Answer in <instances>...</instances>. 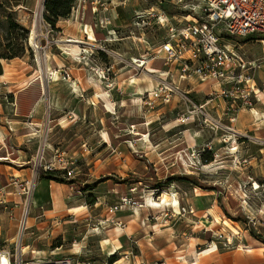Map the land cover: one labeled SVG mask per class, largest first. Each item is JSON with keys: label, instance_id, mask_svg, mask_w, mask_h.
<instances>
[{"label": "rangeland", "instance_id": "rangeland-1", "mask_svg": "<svg viewBox=\"0 0 264 264\" xmlns=\"http://www.w3.org/2000/svg\"><path fill=\"white\" fill-rule=\"evenodd\" d=\"M92 1L84 4L81 20L92 17L98 24ZM101 2L102 17L111 9L125 13L127 26L114 28L116 38L122 39L111 41L108 34L89 39L84 28L76 25L81 21H76L73 12L68 23L62 18L52 27L44 19L43 0H0V56L25 48L12 59L23 61V71L44 81L40 116L46 122L47 147L53 160L45 164L49 170H58V177L74 181L45 179L41 193L47 198L35 207L34 192L43 186H39L37 172L25 180L4 178L0 248L12 252L23 248L25 261L52 252L73 258L75 264H202L203 259L197 258L203 256L198 254L205 247L235 246L233 241L223 245L226 238H208L213 232L240 231L235 223L244 230L254 219L259 225L250 231L264 240V193L253 191L248 183L249 177L264 182V149L261 154L255 141L264 138L261 44L222 34L225 41L236 43L246 59L259 63L257 70L250 71L257 98L251 93L247 100L239 99L230 107L217 83L200 82L190 71L183 72L179 59L155 55L171 26L191 24V17L199 19L200 12L190 11L189 4L166 3L157 9L154 0ZM152 6L154 10H150ZM14 23L28 29L26 38ZM66 27L69 33L64 34ZM33 29L37 47L30 43ZM66 39L82 41L84 50L71 55V48H78ZM149 58L152 61L145 64ZM161 82L188 91L196 105L206 103L209 115L198 113L192 119L191 103L177 94L167 103L155 99L152 104L149 97ZM55 116L58 119L48 128ZM234 138L237 142L232 147ZM244 158L246 163H242ZM164 194L169 201L160 204ZM150 199H156L158 205ZM213 205L208 210L211 216L205 218L206 209ZM25 213L29 226L25 225L24 238H18ZM216 216L220 224L214 226L209 219L215 221ZM135 221L162 226L155 230L171 228L168 234L159 231L162 238H108L109 245H104L103 233L110 230L109 237H115L118 227L124 229L127 222ZM224 224L229 225L223 229ZM176 235L181 237L173 238ZM194 235L205 238H191ZM113 249L117 252L110 253Z\"/></svg>", "mask_w": 264, "mask_h": 264}, {"label": "built area", "instance_id": "built-area-1", "mask_svg": "<svg viewBox=\"0 0 264 264\" xmlns=\"http://www.w3.org/2000/svg\"><path fill=\"white\" fill-rule=\"evenodd\" d=\"M102 0L92 1V13L95 14V19L99 26L106 29L111 23V16H99L102 10ZM188 0H154V6L157 9L162 8L166 3H172L177 6H189L192 12L201 13L199 19L191 17L192 23L186 26L176 28L171 26L167 32L166 40L155 48V55L163 54L167 60H180L183 72L190 71L189 75L196 78L200 82L207 80L217 83L221 89L220 95L230 102V107H234L239 99L247 100L251 93L257 98V89L255 81L250 77L251 70H257L259 63L257 60L246 59L236 43L225 41L223 33L237 38H250L252 41H258L262 47L264 57V0H197L196 4L186 3ZM44 2V0H43ZM87 0H76L72 11L76 21H82V9ZM154 6L150 10H154ZM81 7L80 19L78 20L75 9ZM142 15V14H140ZM141 18V16H138ZM190 17V15H188ZM163 23V22H161ZM96 24V26L98 25ZM107 34L116 38L113 29H107ZM73 40V39H71ZM81 50L83 42L76 40ZM139 62H143L139 60ZM186 78V75H182ZM188 91L181 90L175 84L170 86L164 82L159 83L150 95L151 103L155 99H160L164 103L171 100L173 94H177L181 100H187L190 105V117L194 119L195 115L201 113L207 117L209 114L205 111L206 103L196 105L188 96ZM246 93V94H245ZM197 112V113H195ZM264 119V116H263ZM233 120V119H232ZM240 136L249 137L241 132ZM236 136V135H235ZM255 141L261 146L260 153L263 154L264 138H255ZM237 138L233 139V144L236 145ZM235 147V146H234ZM237 151L238 146L233 148ZM247 159H242V163H246ZM44 165V171L49 170ZM250 188L253 191L264 193V182L249 177ZM16 182V181H15ZM17 183V182H16ZM26 181V185H29ZM246 186V185H245ZM118 207V205L115 206ZM193 208L191 213H193ZM182 214H186V210L182 208ZM27 213L24 214L18 238H24L27 224ZM251 226H256V221L250 219ZM3 229L0 226V238ZM216 238H223V234H215ZM231 241L226 238L223 245L230 244ZM23 250L11 251L10 249L0 248V264H75L74 259L69 256H56L52 253L48 257H35L25 261L23 258ZM76 264H91L85 261Z\"/></svg>", "mask_w": 264, "mask_h": 264}, {"label": "crops", "instance_id": "crops-1", "mask_svg": "<svg viewBox=\"0 0 264 264\" xmlns=\"http://www.w3.org/2000/svg\"><path fill=\"white\" fill-rule=\"evenodd\" d=\"M76 12H78L77 17L79 20L81 11L77 9L75 13ZM108 15L111 16V23L107 26V29H113L115 32V27L127 26L126 23H124L125 13L121 10L115 11L111 9ZM99 16L100 14L97 15V17ZM69 20V17L64 19L67 23ZM76 25L84 28L86 36L89 39L90 37L92 38V36L97 37L107 34L105 29H100L98 25L96 26L92 17L90 21H87L85 16L83 20ZM63 32L67 34L69 33V29H64ZM73 32L74 31H72V33ZM119 39L122 38H115L111 41H117ZM66 40L69 41V39ZM71 49L73 51V47ZM70 54L72 53L70 52ZM20 63L24 62H19L15 59L0 58V133L2 134V138H0V186L2 185V180L9 176L21 177L25 180L35 172L38 174V167L44 170L43 166L46 165L45 163L51 161L52 158L51 152L47 147V134L45 135L44 129L46 122L44 123L40 116V109L44 101V81H42L41 76L30 75L27 71H23L24 68ZM57 119L58 117L56 116L50 119L48 121V128L51 122ZM45 179L47 178L40 179L39 186L43 185L42 189H45ZM36 190L34 196H38V201H45L47 198L46 195L43 193H39L38 195ZM39 205H41V203H39ZM216 206L219 207L218 205ZM214 207L215 205H213L212 208H207L206 211L208 212V210H212ZM134 220H132V222ZM209 222L214 226L220 224L219 220L210 221L209 219ZM257 223L258 222H256V225ZM235 224L236 226H234V228H236V230L239 228L241 232L237 230L236 232L225 233L223 229L229 224H224V228L222 229L223 232H221L223 233V238H228L230 241L235 242L233 248L224 247L205 254L199 253L198 255L203 256H200L197 260L202 258V264H264L263 239L257 237L253 231H250L252 226L249 222L248 229L244 230L241 229L238 223ZM157 226L162 227L157 223L152 225L146 224V222L145 224L136 221L133 224L127 222L124 227L125 234H123V236L116 235L115 237H109L107 233L110 230L103 234L104 238H162L163 236L159 234V231H161V233L167 232L168 234V229L171 228L165 226L166 228L155 230L154 227ZM128 228L130 229L129 233L126 232ZM253 228H255V226H253ZM214 233L215 232L208 238H216ZM177 237H181V235L173 236V238ZM191 238L205 237L194 235ZM222 242L224 241L222 240ZM206 248L207 247H205V249ZM197 262L198 261L194 263L197 264Z\"/></svg>", "mask_w": 264, "mask_h": 264}, {"label": "trees", "instance_id": "trees-1", "mask_svg": "<svg viewBox=\"0 0 264 264\" xmlns=\"http://www.w3.org/2000/svg\"><path fill=\"white\" fill-rule=\"evenodd\" d=\"M76 0H45V12L44 19L51 24L52 27L56 26V23L59 19L68 18L71 14L72 7L74 6ZM15 27H18L21 31V37L26 38L28 34V29L22 26L21 24L14 23ZM15 29V28H13ZM250 39V38H243ZM25 48L22 46L20 50L11 52L9 55H1V58L12 59L16 56H20L24 53ZM58 170H47L44 171L41 167H38V175L40 178H47L55 180L61 183H73L72 180H67L63 177H58ZM264 241V240H263ZM111 260H115V255L110 256Z\"/></svg>", "mask_w": 264, "mask_h": 264}, {"label": "bare ground", "instance_id": "bare-ground-1", "mask_svg": "<svg viewBox=\"0 0 264 264\" xmlns=\"http://www.w3.org/2000/svg\"><path fill=\"white\" fill-rule=\"evenodd\" d=\"M42 5V4H41ZM40 5V6H41ZM42 7H43V5H42ZM80 11H81V7H79L78 8ZM77 10V7H76V9H75V11ZM41 11V10H40ZM39 13V12H38ZM190 17H191V15H190ZM35 36H36V30L35 29H33L32 30V32H31V34H30V43L33 45V46H38L37 44H35ZM69 41H71V39H69ZM72 41H76V40H72ZM37 43V42H36ZM75 44H76V47L78 48L77 50L76 49H74L73 48V51H72V49H71V55H77L79 52H80V50H81V47H80V45L79 44H77L76 42H75ZM39 52V51H38ZM68 53H70V52H68ZM75 53V54H74ZM38 56V55H37ZM139 61V60H138ZM149 61H152V59L151 58H149L148 60H147V62L145 63V64H147ZM55 74H57V73H55ZM53 75H54V72H53ZM58 76V75H57ZM43 86V85H42ZM144 92V91H143ZM257 94H258V91H257ZM253 112H256L257 114H258V111L257 110H255L254 109V111ZM0 138H2V134L0 133ZM51 161H53V160H51ZM44 191V189H42V187L40 188H38V190H36V193H41V192H43ZM150 198V197H149ZM151 200V204H154V205H158V201H156V199L154 200V199H150ZM160 201H162L163 203H167L168 201H169V199H168V196L167 195H162L161 196V198L159 199V202ZM175 204L174 205H177L178 204V201L175 199ZM33 203L35 204V206H38L39 205V201H38V198L37 197H33ZM150 203V202H149ZM160 204H161V202H160ZM136 208V207H135ZM209 211H211V210H209ZM209 215V212H206L205 213V218L207 217ZM216 219L217 220H219V217L218 216H216ZM205 220H207V219H205ZM208 222V221H207ZM28 226H29V223H27L26 224V227L28 228ZM101 228V227H100ZM117 233H116V235L117 236H120L122 233H123V231H124V229H122V228H120V227H118L117 228ZM130 231V230H129ZM103 243H104V245L107 247L108 245H109V243H110V240L108 239V238H106L104 241H103ZM216 244H213V246L211 247V248H206V249H204V250H202L200 253H203V254H205V253H207V252H210V251H212V250H215L216 249ZM22 250H23V248H22ZM23 252H24V250H23ZM116 253L117 252V250H115V249H113V250H111L110 251V253ZM24 254H25V252H24ZM193 264H195V263H193Z\"/></svg>", "mask_w": 264, "mask_h": 264}, {"label": "water", "instance_id": "water-1", "mask_svg": "<svg viewBox=\"0 0 264 264\" xmlns=\"http://www.w3.org/2000/svg\"><path fill=\"white\" fill-rule=\"evenodd\" d=\"M44 2H45V0H44ZM43 9H44V5H43Z\"/></svg>", "mask_w": 264, "mask_h": 264}]
</instances>
